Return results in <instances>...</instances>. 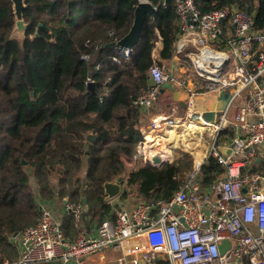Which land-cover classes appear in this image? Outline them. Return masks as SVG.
Here are the masks:
<instances>
[{"label":"trees","instance_id":"trees-1","mask_svg":"<svg viewBox=\"0 0 264 264\" xmlns=\"http://www.w3.org/2000/svg\"><path fill=\"white\" fill-rule=\"evenodd\" d=\"M150 1L155 9L130 57L117 63L112 59L116 48L109 44L129 33L140 0H26L23 41L14 37L13 1L0 0V264L19 258L13 234L39 220L41 201L88 206L79 223L73 214L64 215L65 236L75 239L83 227L92 229L116 216L106 182L122 178L121 198L157 203L169 200L193 169L192 153L161 167L134 159L146 116L135 100L152 83V64L180 56L192 67L178 51L175 0ZM197 4L205 12L226 5L245 8L264 31V0ZM93 130L96 141L87 139ZM234 134L230 126L218 142ZM259 162L252 172L264 170ZM225 171L209 157L200 170L201 185Z\"/></svg>","mask_w":264,"mask_h":264},{"label":"built area","instance_id":"built-area-1","mask_svg":"<svg viewBox=\"0 0 264 264\" xmlns=\"http://www.w3.org/2000/svg\"><path fill=\"white\" fill-rule=\"evenodd\" d=\"M144 1L150 0H140ZM175 9L181 30L178 51L190 61L192 72L180 74L166 62L155 61L150 69L152 83L135 103L151 107L165 82L177 89L189 88L186 114H156L149 127L163 131L181 125L189 130L198 122L214 135L209 152L195 161L169 200L139 199L132 207L118 204L114 218H105L92 229L83 227L75 239L65 236L54 204L41 201L39 220L19 232V258L5 259L4 264H88L110 249L121 251L120 264H264V170L251 171L264 158V152H258L264 149V31L256 28L253 12L237 6L205 12L197 0H175ZM131 52L132 47L116 48L112 59L120 63ZM227 89L232 98L215 122L193 108L195 95ZM230 126L235 135L229 143L231 153L225 154L218 137ZM146 142L145 137L135 160L153 167L175 161L171 152L147 150ZM209 157L226 171L202 186L200 170ZM87 207L64 201V211L73 214L76 222ZM224 240L230 245L221 252Z\"/></svg>","mask_w":264,"mask_h":264},{"label":"crops","instance_id":"crops-1","mask_svg":"<svg viewBox=\"0 0 264 264\" xmlns=\"http://www.w3.org/2000/svg\"><path fill=\"white\" fill-rule=\"evenodd\" d=\"M162 44V41L158 42L159 49L162 47ZM155 57L160 61L163 60L161 58L159 50L157 49L155 50ZM162 62L165 63L166 60H163ZM171 63V65H173L171 69L176 70L177 73L184 74L187 70L186 65L181 62L180 56H176L171 61ZM181 63L184 66L181 67ZM189 90V88L177 89L172 86L165 93H160L158 98L152 104V106L145 109L146 116L143 117L144 123L141 128L143 131L144 139L146 137L147 140V150L149 148L151 152H171L176 159L180 158L184 153L175 154V152H196L194 154L192 153L194 156L195 163L197 159L204 158V152H209V148L211 146L210 144L214 138L212 130L202 127L199 123L193 124L192 127L195 126V128L189 130H186L185 128L181 127V125L165 129L163 131H154L149 127L150 120L156 114L170 113L179 116L186 114L187 103L188 99L190 98ZM219 96L220 93H211L208 95H195L192 100L193 108L196 111L202 113L205 111H215L216 113H220L223 108V101L220 99ZM184 103H186L185 107H183ZM181 110H183V113L181 112ZM234 110L235 108L233 109V111ZM218 116L219 115H217L216 120L218 119ZM223 135H225V133H223ZM234 135L230 136L229 138L223 141H220L219 143L222 145L221 147H230L229 143L230 140L234 137ZM207 138L209 141L207 140ZM258 152H264V149L259 148ZM260 162H264V158ZM116 198L111 199V201L114 200L118 204H122L129 207H132L134 203L139 200L136 197L123 199L120 197V195Z\"/></svg>","mask_w":264,"mask_h":264},{"label":"water","instance_id":"water-1","mask_svg":"<svg viewBox=\"0 0 264 264\" xmlns=\"http://www.w3.org/2000/svg\"><path fill=\"white\" fill-rule=\"evenodd\" d=\"M12 1L14 5L15 16H16L14 37L19 38L23 41V39L26 36V30L28 26L24 18V12L27 8L26 0H12ZM154 9L155 7L152 4V2L150 1L140 2L136 8L134 24L131 30L129 31V33L122 39L111 42L109 46H112V47L114 46L118 50H120L122 47L134 46V44L139 40L141 36L143 25L147 18V15H151ZM16 32H18L20 37L15 35ZM88 84H89V88L93 92H95L94 81H89ZM171 87L172 85L170 82L163 83L160 87V93H165ZM219 97L223 101L222 109H224L232 98L231 91L229 89L224 90L220 93ZM185 106H186V103L183 104V107ZM181 112L183 113V110H181ZM218 113H216L215 111H205L203 112V117L208 121L215 122ZM97 137H98V134L96 130H93L87 134V139L90 141H96ZM220 150L225 154H229L232 151L231 147H221ZM159 160H160L159 158H155L156 162H158ZM164 164L165 162L162 163V165ZM122 181H123L122 178H118L116 180L108 181L105 183L104 187H105V193H106L107 200L116 198L122 193V189H123ZM244 190L246 191V189ZM18 234L19 232H15L13 236L17 237ZM229 245H230V242L228 240H224L220 245L221 252H225L227 247H229Z\"/></svg>","mask_w":264,"mask_h":264},{"label":"rangeland","instance_id":"rangeland-1","mask_svg":"<svg viewBox=\"0 0 264 264\" xmlns=\"http://www.w3.org/2000/svg\"><path fill=\"white\" fill-rule=\"evenodd\" d=\"M15 35L18 36V37H20V35L18 34V32H16ZM171 64H172L171 61L167 62V66H169L170 68H172V66H173ZM184 65H186L187 70H189L190 72H192V68L189 67L190 66L189 64L185 63ZM184 65H182V63L180 64L181 67L184 66ZM232 112H233V109H232ZM207 140H208V138H207ZM182 153H184V154L185 153H190V154L193 153L194 154L196 152H175V154H182ZM204 153L206 154L207 152H204ZM175 160H177V159H175ZM126 198H123V199H126ZM128 198H132V197L129 196ZM112 202H113V204H115V206H119V205H117L118 203L116 201L112 200ZM53 204H54V206H53L52 210L55 212L57 218L61 222H63V218H64V215L66 213L64 211V201L56 200L55 202H53ZM103 254L104 255L100 254V255L93 256L92 258H90L88 260V264H120V262L117 261V259L121 256V251L120 250L110 249V250H106Z\"/></svg>","mask_w":264,"mask_h":264},{"label":"bare ground","instance_id":"bare-ground-1","mask_svg":"<svg viewBox=\"0 0 264 264\" xmlns=\"http://www.w3.org/2000/svg\"><path fill=\"white\" fill-rule=\"evenodd\" d=\"M197 124H198V122H197ZM202 127H204V126H202Z\"/></svg>","mask_w":264,"mask_h":264}]
</instances>
